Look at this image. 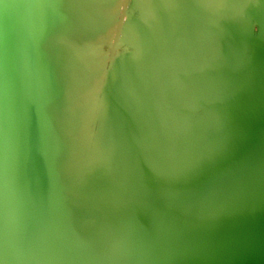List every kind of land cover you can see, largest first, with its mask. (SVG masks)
<instances>
[{
    "label": "water",
    "instance_id": "95a60500",
    "mask_svg": "<svg viewBox=\"0 0 264 264\" xmlns=\"http://www.w3.org/2000/svg\"><path fill=\"white\" fill-rule=\"evenodd\" d=\"M0 264H264V0H0Z\"/></svg>",
    "mask_w": 264,
    "mask_h": 264
}]
</instances>
